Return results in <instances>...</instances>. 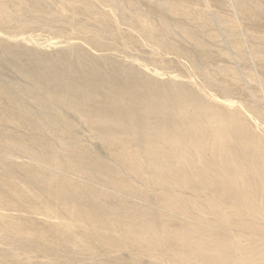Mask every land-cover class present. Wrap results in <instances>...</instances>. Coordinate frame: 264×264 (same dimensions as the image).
<instances>
[{"label":"bare ground","instance_id":"bare-ground-1","mask_svg":"<svg viewBox=\"0 0 264 264\" xmlns=\"http://www.w3.org/2000/svg\"><path fill=\"white\" fill-rule=\"evenodd\" d=\"M43 1L0 0V27L23 29L24 16ZM101 1L113 15L123 13L120 0ZM92 2L67 5L92 13ZM146 2L191 21L184 6ZM236 3L249 16L258 11L247 0ZM137 5H128L133 20L155 40ZM203 10L192 21L207 28L202 38L213 42L220 37L213 13ZM41 12L33 18L46 15ZM161 25L165 33L172 30L166 21ZM65 26V47L60 40L47 47L22 33H0L1 61L24 80L0 81V264H264L263 134L232 110L234 102L207 98L181 78L123 58L87 26ZM177 29L202 56L208 53L210 42ZM237 31H226L234 50L244 48ZM263 50L247 56L262 60ZM218 66L213 73L240 81L231 66ZM203 74L216 81L206 68ZM246 110L264 121L254 103ZM81 125L103 154L82 140Z\"/></svg>","mask_w":264,"mask_h":264},{"label":"rangeland","instance_id":"rangeland-1","mask_svg":"<svg viewBox=\"0 0 264 264\" xmlns=\"http://www.w3.org/2000/svg\"><path fill=\"white\" fill-rule=\"evenodd\" d=\"M92 1H93L92 2L93 3V12L87 13L86 11H84L78 7H72L71 8L69 5H67L68 4L67 0H46V1L44 0L42 2L43 7H41V8L40 7L39 8L33 7L34 8L33 9L31 6L32 9H30V12H31V10H33L31 12L32 14H29V16L27 15L26 18L24 16V20L25 19L30 20L27 22H30L31 25H27V22L25 20L26 26H24V27H26V28L23 27V29H19L20 27L18 28L17 26H13L14 28L13 27H8V28L7 27H2V28L0 27V33L3 35L7 34V35H4L6 37L10 34H12V35L16 34V36L20 37V34L22 33L21 36H23L24 38L30 37L32 39L34 37L32 39L34 43H35V41H37V42L42 43L43 45H47V47H48L50 41L60 40L62 42L61 47H65L66 43L69 40L68 37L70 35V32H69L70 30L65 25L68 26V24L70 22H72V23L74 22L77 25L87 26L89 31H91L92 33L94 32L93 34L97 35L100 38V40L103 42V44L106 46V48L108 46L112 47V48L108 47V49L109 50L113 49L111 51H113V52L115 51V53L121 55L122 57L124 56L123 58L126 57L128 60H130V59L135 60L138 64L144 66L145 68L147 67V69H155V70H158L159 72L170 73L173 76L181 78L183 81L189 82L194 88H196L198 90L199 93H201L203 96H205L207 98L214 97V98H217L219 100H228V101L230 100L232 103L234 102L233 105L235 107L233 106L232 110H235V108H236V110L242 115V118L245 119L244 121L250 127H252L258 134H260L261 136L263 134V136H264V121H263V119L257 118L256 116H253L254 114H251L250 110H246V109L250 108V106H253V103H254L255 109H256V107H257V109H260V110L264 108V99H263V97H264V80H263L264 79V57L262 58V60L257 59V61L255 60V58H250V57H252L251 55L259 49V47H260V51L258 53H261L263 50L262 47L264 46V32H263V30H264V24H263L264 23V5H263L264 0H262V1L256 0L257 2L255 0H249V1L247 0L248 4H251L250 2H252L251 5H256L258 7V11L260 12V13H258V11H257L254 16L250 15L251 17L249 15H247L246 13L245 14L242 13L243 11L240 8H238L239 6L237 7L238 3H236V2H238V0H205L206 2H204V0H203V2L201 0H168L172 3L178 4L179 6H184L190 12H192L191 21L193 20V18H195V20L197 19L196 17H197V11L198 10L202 11L205 8L204 10H206L208 12V14H211V13H209V11L212 12L213 17L210 15L211 20L213 19V21H214L212 27L214 29H216V31L218 33L215 30L214 31L220 36V37H218L217 40H214L213 42L206 40V38L205 39L202 38V37H205L204 34L206 33L207 28L202 27V29H200L201 26L197 25L198 22L192 21L194 24L196 23V25L198 26V27L197 26L195 27V25H193V23H191L190 20L186 21L185 19H183L177 15H173L171 12L167 11L166 8H164V7L157 8L153 4H151V3L149 4V2H146V0H137V1L136 0H120L124 4V5L122 4L123 5L122 7H124L123 8L124 15L121 11H116L115 15H113L114 12H112L113 14L110 12V7L107 5V3H105L101 0H92ZM220 1H223V2H220ZM239 1H245V0H239ZM131 2H133V3L136 2V4L139 5L138 9L141 8L138 11H136V13L142 12L141 14H143V15L146 13L147 16L146 15L145 16L147 17V19L149 18L148 22H150V24L152 23L151 24L152 28H155L154 30H156L155 31L156 32V35H155L156 39L155 40H151L149 37H147L146 34L140 29V26L133 20V13H134L133 9H131L128 6ZM127 3H128V5H127ZM223 3H224V5H223ZM257 4H259V5H257ZM49 5H51V6H49ZM127 6L129 8H127ZM205 6H207L208 9H206ZM260 6L263 8H261ZM35 8H37V10H35ZM198 8H200L201 10ZM219 8H220V10H219ZM259 8H261L263 10H261ZM38 9H40V10L38 11ZM47 9H49L48 13H47ZM129 9L131 10V12L129 11ZM41 10L42 11L44 10V13H46V15H45L44 13L41 12V15L44 14V16L47 19L44 18L43 15H42L43 17L37 15V17H39V18L36 17L38 20L34 19L33 15H34V17L36 16V14H34V13L36 12L40 15L39 12ZM50 10L52 12L54 11L56 13L55 14L53 13V15H52V12ZM238 10H240V11L238 12ZM260 10L263 12H261ZM126 11H127V13H126ZM49 12H51L50 17L54 16V15L57 16L58 14L64 15V17H63L64 19L62 18L63 21L59 20V21L55 22V20L48 17ZM215 12H217V15H218L217 17H221V19L219 21L216 20V16H215L216 13ZM234 12H237V13H234ZM95 13H97V14H95ZM106 13H109L111 15L110 16L112 19L111 21H109V20H107V18H105V17H107ZM129 13L131 14L130 16L128 15ZM85 14H87V15H85ZM92 14L95 17L92 16ZM101 14H103V15H101ZM193 15H196V16L192 18ZM225 15L226 16L228 15V16L226 17ZM230 15L231 16L233 15L232 18ZM214 16H215V19H214ZM28 17L31 19H29ZM41 17H42V19H41ZM130 17L132 18V20ZM236 18H238V19H236ZM65 19L67 20V24H65L66 23ZM227 19H229V21ZM235 19L237 22L235 21ZM31 20L33 23L31 22ZM215 20H216V22H215ZM60 21H62L63 23L62 22H61L62 24L57 23ZM161 21H166L169 25H171L172 30L168 33L163 32ZM256 21H259V22H256ZM106 22H107V24H106ZM243 23H244V25H243ZM12 24L15 25L16 23H12ZM237 25L239 28L237 27ZM53 26L55 27V29ZM180 26L182 28H187L189 31H191V33L193 32L196 36H199V38L201 37V39L206 40V42L208 41L207 43L210 42L208 44L210 48L208 47V53L206 55L202 56V54L200 53L197 46H195L196 45L195 41L193 42L192 38L190 39V38L186 37L185 34L183 35L182 33H180L178 31L177 28ZM15 27L18 29L14 31V29H16ZM174 27H176V28H174ZM232 28L238 29V31H237V32H239L238 33V39L243 43V47H244L243 49L241 48L242 50L238 49L239 50L238 51L237 49H235L236 50L235 51L230 46L231 44L229 45L230 40L228 38L226 31L229 29H232ZM2 29H4V30H2ZM203 29H204V31H203ZM208 29H210V28H208ZM173 30H175V31H173ZM221 31H223V32H221ZM197 32H199V33L196 34ZM157 33H159V34H157ZM219 33H221L222 35ZM244 35H246V37ZM252 35L255 36L254 39H256L257 42L254 41L253 37H251ZM256 35H258V36L256 37ZM222 36L224 37L223 38L224 40L222 39ZM247 36H248V38H247ZM244 37L246 39H244ZM219 39H221V40H219ZM217 41H218L219 45L216 43ZM33 42H32V44H33ZM214 42H215V44H214ZM252 42L256 43V44L254 43L255 46L252 45L253 44ZM258 42H260V43H258ZM220 44H223V45L220 46ZM227 44L229 47H227ZM257 45L259 46L258 49H256ZM222 46L224 49L222 48ZM253 47H254V49H253ZM245 49H246V52H245ZM250 49L252 50V52H250L251 51ZM49 50H51V49H49ZM209 50L211 53L209 52ZM220 52H222V53H220ZM250 53H252V54L249 55ZM209 55H211V56H209ZM247 55L250 57L248 58ZM214 59H216V60H214ZM252 59H253V61H252ZM4 60H6V59H4ZM227 62H228V64H227ZM2 63H6V64L3 65ZM211 63H213V64H211ZM252 64H254V65H252ZM218 65L223 66V67H226V66L230 67L231 66L233 69L238 71L237 73L239 74V76L242 80L239 79L240 81H237V80L235 81L233 78H231V76L227 77L225 74L220 75V74L213 73L212 71H214L217 67H219ZM208 67H209V69H208ZM205 68H206V70H208L209 72H211L213 74L214 78H216L215 79L216 81H211L209 78H207L205 76V74L202 75V73H204V71H205ZM249 70H250V73H252L254 71L252 73V76H254V75L255 76L252 79H250V77L246 76V73ZM239 71H240V73H239ZM244 72H246L245 76L243 74ZM240 74H243V75H240ZM243 77L246 80H248V79L249 80L245 81V79H243ZM246 77H248V79ZM0 78H1L0 81L1 80L3 81V79H5V80H8L10 82H14L16 84L19 83V85L24 83L23 78H21L15 72V70L12 69V66L7 64V62H3V60L1 61V59H0ZM232 79H233V81H232ZM260 79H262V80H260ZM253 80H255V81H253ZM242 81H244L246 83V86H245L244 82L242 84ZM214 82L219 83V84L216 85V83H214ZM237 82L240 83V86H239V83H237ZM252 82H254V83H252ZM223 83H224V85H223ZM255 84H257V85H255ZM224 86H227V88ZM220 87H221V89H220ZM254 90H256V91H254ZM249 91H250V93H249ZM240 100L241 101L244 100V102H240ZM261 100H262V102H261ZM261 111L264 112V109ZM254 118H256V121ZM255 122L258 124H256ZM79 129L81 130V131L79 130V134H80L82 140L84 142H87L88 144H90L95 150L97 149L96 151L103 154V151H102V149H99L100 147L97 145L96 140L90 137L88 130L85 129V127L83 125H81ZM17 250L21 251L19 249H17ZM27 254L29 255V253H27Z\"/></svg>","mask_w":264,"mask_h":264}]
</instances>
